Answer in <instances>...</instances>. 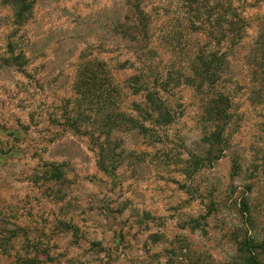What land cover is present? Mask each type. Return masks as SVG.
<instances>
[{
    "label": "rangeland",
    "instance_id": "374dc122",
    "mask_svg": "<svg viewBox=\"0 0 264 264\" xmlns=\"http://www.w3.org/2000/svg\"><path fill=\"white\" fill-rule=\"evenodd\" d=\"M242 3L246 36L227 54L219 81L232 104L227 148L189 177V153L202 152L208 130L197 121L201 96L184 74L203 36L179 28L177 5L144 0L152 17L146 44L142 34L136 43L117 33L115 21L131 13L127 0H34L21 23L0 0V264L27 252L46 264H242L244 197L253 233L264 239V57L254 54L264 0ZM85 56L114 73L110 112L75 107ZM135 75L151 88L167 83L158 90L171 123L151 124ZM53 162L61 180L44 174Z\"/></svg>",
    "mask_w": 264,
    "mask_h": 264
},
{
    "label": "trees",
    "instance_id": "16d2710c",
    "mask_svg": "<svg viewBox=\"0 0 264 264\" xmlns=\"http://www.w3.org/2000/svg\"><path fill=\"white\" fill-rule=\"evenodd\" d=\"M15 8V18L18 23L26 20L27 14L31 13L34 6V0H6ZM130 5L131 13L128 14L123 21L116 20L115 26L120 36L127 38L133 36L134 42H140L137 35H143L142 41L146 44L152 39L150 34V24L152 22L151 14L146 11L144 0H127ZM177 5L178 20L180 29H189L196 32V36H203L201 47L196 49L188 62L189 70L186 72V83L191 85L195 91L200 94V115L198 123H201L208 131L204 133V149L202 152H190L185 173L189 177H193L201 169L211 167L214 162L221 158L227 148V134L231 119V98L228 94L221 91L219 81L222 73H224L227 64V54L235 53L234 48L242 42L247 32V18L244 15L245 6L243 0H167ZM132 15V16H131ZM183 18V22L179 19ZM174 26L177 29L178 40L182 38L175 21ZM185 27V28H184ZM264 35L259 36L255 43V55L260 53L264 57ZM12 55H14V50ZM17 62L18 58H14ZM19 63V62H18ZM259 69L264 77V60L259 64ZM259 71V72H260ZM133 85L136 86L134 94H142L145 102L150 105L149 111L145 114L147 118H152L151 124L155 126H163L169 124L173 120L171 111L161 99L158 88L164 89L167 83L162 84L163 87L154 86L151 88L145 80H141L139 75L132 77ZM77 92L78 98L75 99V107L77 111L82 112L83 106L86 108L94 105H100L101 112H110L111 105L116 103L114 92L119 89L114 77V73L109 64L98 57H84L77 71ZM159 85V84H158ZM92 108H90L91 110ZM95 109V108H93ZM126 116V115H125ZM125 116L119 115L118 118ZM129 121H139L130 116ZM133 119V120H132ZM110 124L114 122V118L109 119ZM117 125L120 120H115ZM77 128L81 125L77 122ZM75 126V127H76ZM142 130L148 129L142 124ZM8 131V130H7ZM10 135L19 137L17 132H10ZM100 155L104 154V147L100 148ZM102 161V160H101ZM99 162L101 169L112 175L109 168L104 162ZM105 166H104V164ZM45 175H49L51 179L61 180L62 174L59 165L56 163H47L44 170ZM251 189V186L249 187ZM243 198L239 205L243 216L246 215V224L248 228L236 236L237 247L240 250L239 258L242 264H264V239L256 237V217L252 215L251 205ZM69 228H72L68 226ZM10 253V252H9ZM7 254L8 256L11 254ZM49 258V256H47ZM14 264H46L39 252L35 253H17L14 256Z\"/></svg>",
    "mask_w": 264,
    "mask_h": 264
}]
</instances>
